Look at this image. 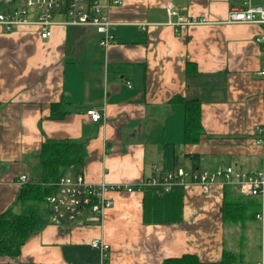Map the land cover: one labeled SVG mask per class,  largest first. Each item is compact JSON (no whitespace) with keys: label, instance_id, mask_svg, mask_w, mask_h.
<instances>
[{"label":"crops","instance_id":"1","mask_svg":"<svg viewBox=\"0 0 264 264\" xmlns=\"http://www.w3.org/2000/svg\"><path fill=\"white\" fill-rule=\"evenodd\" d=\"M167 2L179 15L210 23L174 27ZM247 5L119 0L107 8L115 25L114 41L105 48L91 26L54 25L47 39L34 25L0 29V212L15 202L21 174L25 182L37 178L45 140L80 142L82 162L66 173L92 183L136 185L152 175L154 164H229L249 172L263 167L264 145L256 142L255 131L264 125V78L258 74L264 52L255 38L264 26L225 22L230 7ZM189 100L197 101L201 133L185 142ZM89 109L100 110L101 119L93 121ZM225 191L239 195L220 183L208 194L193 183L167 194L113 191L114 203L102 219L55 225L44 216L19 254L0 256V264H163L185 254L214 263L224 250L231 252L225 247L241 250L235 254H242L240 261L245 251L257 264L264 223L254 217L225 224ZM262 207L264 212V198ZM94 238L109 249L91 247Z\"/></svg>","mask_w":264,"mask_h":264},{"label":"built area","instance_id":"2","mask_svg":"<svg viewBox=\"0 0 264 264\" xmlns=\"http://www.w3.org/2000/svg\"><path fill=\"white\" fill-rule=\"evenodd\" d=\"M246 1L247 6L230 7L225 22L258 23L264 26V4L251 5L250 0ZM110 3H119V0L105 4L99 0H0V29L8 33L20 26L34 25L38 28L39 36L47 39L54 25L91 26L99 34V46L105 48L114 41L112 29L115 23L107 15ZM166 12L168 24L174 27L210 23L205 17L191 19L179 15L171 2L166 3ZM255 39L263 45L264 52V33ZM258 74L264 78V61ZM87 114L93 121L102 117V112L97 109H89ZM255 132L256 142L264 145V125L257 126ZM152 170L151 176L141 179L136 185L92 183L86 181L81 174L64 173L53 183L55 191L45 198L46 220L55 225L73 224L78 220L87 221L92 218L100 220L105 210L114 203V197L109 195L113 191L157 186L160 193H165L175 187L182 188L193 183L198 184L203 193L208 194L213 184L220 183L233 187L239 195L259 197L261 205L255 218L264 223V166L249 172L229 164L214 168L176 166L170 169L154 164ZM26 179L25 174L19 176L20 182H25ZM90 245L102 252L109 249V245L101 238L92 239ZM261 250L262 257L257 264H264V240Z\"/></svg>","mask_w":264,"mask_h":264},{"label":"trees","instance_id":"3","mask_svg":"<svg viewBox=\"0 0 264 264\" xmlns=\"http://www.w3.org/2000/svg\"><path fill=\"white\" fill-rule=\"evenodd\" d=\"M184 109V141H196L201 133L197 101H184ZM37 161L40 165L37 178L24 182L13 205L0 212V256L16 257L23 242L42 225L47 214L45 198L55 191L53 183L60 175L82 162V145L77 141L45 140L37 154ZM144 189L160 193L157 186ZM180 190V187H175L161 194ZM259 209L260 201L255 202L241 195L232 196L225 191L222 204L225 224H244L254 218ZM241 256L242 254L235 255L224 250L220 261L214 263L201 262L196 255L185 254L177 258H167L163 264H232Z\"/></svg>","mask_w":264,"mask_h":264},{"label":"rangeland","instance_id":"4","mask_svg":"<svg viewBox=\"0 0 264 264\" xmlns=\"http://www.w3.org/2000/svg\"><path fill=\"white\" fill-rule=\"evenodd\" d=\"M181 166H185V167H188V165H186L185 163H181ZM229 231V230H228ZM227 231V232H228ZM226 244L227 245H230V240L229 239H227L226 240ZM226 249H229V250H231V252L233 253V254H236V253H239V252H241V250H232V247H225ZM239 249V248H238ZM244 252V256H245V258L243 259V260H236L235 262H233L232 264H256L255 263V261H253V260H251L249 257L247 258V254L245 253V251H242V253Z\"/></svg>","mask_w":264,"mask_h":264}]
</instances>
